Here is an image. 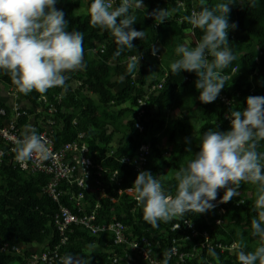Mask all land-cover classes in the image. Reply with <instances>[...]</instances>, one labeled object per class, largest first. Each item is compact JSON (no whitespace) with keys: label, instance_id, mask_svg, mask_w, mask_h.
<instances>
[{"label":"trees","instance_id":"obj_1","mask_svg":"<svg viewBox=\"0 0 264 264\" xmlns=\"http://www.w3.org/2000/svg\"><path fill=\"white\" fill-rule=\"evenodd\" d=\"M181 1L186 2L189 7L192 4V0H144L146 12L157 8H178V12L169 21L157 25L151 17L145 16L143 8L137 9L134 13L137 22L132 27L137 31H145L146 35L143 40L134 39V48L126 49L115 59L113 53L116 45L109 33L92 28L89 16L80 13L84 0H58L56 4V8L62 10L65 19L70 22L68 30L84 34L86 69L68 74L65 101L63 107H58L55 117V143L60 146L73 140L79 131H85L90 149L93 153L98 152L94 157L97 160L108 157L107 164L119 172L116 181H109L106 175L102 177V180L109 181L103 187L107 196L99 199L102 191L74 185L70 189V195L61 197V203L78 212L72 197L78 194L79 190L83 191L87 201L86 211L90 213L96 209L98 221L101 217L108 221L116 217L128 226V233L132 237H139L142 244L143 237L151 240L161 258L166 250L171 249L174 238L180 240L184 237L183 230H171V225L176 220L170 223L161 222L158 228H152L143 221L142 211L136 206L135 199L126 193L118 194L120 188L132 186L139 172L134 163H121L122 158L127 155L136 156L141 145L150 142L151 153L143 170L150 171L160 179L166 192L174 195V174L199 151L198 144L203 133L209 129L229 130L230 120L226 117L227 114L233 110H243L248 96H264V0H255V6L251 7L250 0H236V4L231 6L229 23L235 22L238 26L235 30H229L228 39L236 60L223 70L228 79L221 91L233 99L230 106L219 99V96L213 103H201L198 100L199 91L194 85L197 79L195 73L182 71L172 75L170 65L153 57L151 53L150 47L161 43L165 48L166 57L178 58L175 48L177 45H183L188 27L187 22L180 24L178 20L181 15H187L182 12L179 5ZM90 2L91 0H88L87 6ZM220 2L223 0H207L209 6ZM119 3L120 0H116L113 7ZM197 5L199 8V3ZM202 34L201 30L197 29L195 40L198 41ZM101 46H104L103 51ZM92 53L97 56L95 60L89 58ZM136 53H144V60L139 63V70L125 75L128 57ZM113 70L115 79L111 77ZM165 73L167 78L163 88L141 105L140 100L147 94L149 87L159 82ZM121 75H125V84L116 89ZM79 80V86L75 85ZM0 83L9 90L16 89L10 76L3 70H0ZM62 89H49L43 95L35 91L27 96L19 94L27 101V105L40 106L42 96L52 98ZM86 91L96 95L98 101L86 95ZM190 95L202 114L198 125L186 113L185 107L188 103L185 98ZM0 105L7 108L8 116L12 115L10 105L2 100ZM111 108L116 109V117L99 115L100 112H108ZM176 110L180 111L178 115L168 114L169 111ZM127 116L129 118L122 123L121 119ZM75 120L77 124L74 123ZM19 122L21 126L26 125L28 117H21ZM137 123L144 127L142 131L137 127ZM116 134H121L120 140L113 146L111 144ZM185 138H191L192 153L185 151L189 146L186 145ZM163 139L168 143L167 148L161 147ZM259 150L264 151V142H261ZM48 182L49 176L44 173H31L7 162L0 165V264H29L32 254L30 246L37 244L43 246V250H48L59 243L60 238L54 224L59 204L47 193H43V187ZM246 188L253 190L252 195L241 192ZM223 194L224 191L219 190L217 201ZM254 199L255 186L242 184L239 195L230 202L219 204L213 201L217 203L215 209L204 214L188 213L186 217L196 222L200 232L207 231L213 237L219 234L221 241L225 243L234 240L239 242L242 236L247 245L246 250L252 251L259 244L258 238L251 235V219L255 215L252 211ZM98 203L100 207L96 208ZM221 206L226 209L222 215L225 223L219 225L216 218L221 216L218 212ZM183 219L179 220L182 222ZM196 241H188L187 249ZM158 243L159 247L156 246ZM17 245H25L27 248L16 252L13 247ZM89 245L92 247L89 248ZM61 252L64 255L72 253L86 258L87 253L91 252L90 264H147L141 259L127 261L125 253H131L127 245L114 244L108 234L92 235L81 228L70 235L69 242L63 246ZM216 253L217 257L210 259L212 264H238L236 257L230 254L222 255L217 251ZM187 264L211 262L196 258Z\"/></svg>","mask_w":264,"mask_h":264},{"label":"clouds","instance_id":"obj_2","mask_svg":"<svg viewBox=\"0 0 264 264\" xmlns=\"http://www.w3.org/2000/svg\"><path fill=\"white\" fill-rule=\"evenodd\" d=\"M57 2L0 0V70L10 76L17 92L25 96L33 91L43 95L49 89L65 87L69 73L86 69L84 34L68 30L70 22L64 12L56 8ZM235 4L236 0H223L209 6L207 0H199V11L193 10L181 18L203 34L195 47L176 46L178 58L170 64L171 74L195 73V89L203 104L213 103L218 98L228 79L223 70L236 60L228 39L229 30L238 26L235 22L229 23L231 6ZM249 6H255V0H250ZM140 8L157 25L169 21L178 12V8L146 12L144 0H120L116 7L112 0H91L85 14L92 28L108 32L114 40V59L126 49H133L134 39H144L145 31L132 27L137 22L134 13ZM150 48L153 56L159 51L157 46ZM137 69L139 57L129 58L125 75ZM125 75L120 76L121 82ZM227 118L230 129L204 132L199 151L175 172L174 195L167 193L161 180L146 170L138 172L126 191L134 195L143 221L155 229L161 222L183 219L188 213L211 211L217 203H228L238 196L242 184L254 185L252 211L255 215L251 219V235L258 238L259 244L247 251L241 236L234 248L238 264H264V151L259 150L264 142V96H248L243 110H233ZM185 143L189 145L185 151L192 153L191 138H185ZM12 151L23 168L34 156H46L47 147L37 130L26 126ZM118 175L119 172L112 178ZM219 190L224 194L217 201ZM175 251L174 248L166 250L161 264H169ZM207 252L217 257L214 248L209 247ZM91 254L88 252L86 258L66 253L59 257V264H90Z\"/></svg>","mask_w":264,"mask_h":264},{"label":"built area","instance_id":"obj_3","mask_svg":"<svg viewBox=\"0 0 264 264\" xmlns=\"http://www.w3.org/2000/svg\"><path fill=\"white\" fill-rule=\"evenodd\" d=\"M115 2L116 0H112L113 5ZM197 4V0H192L190 7L184 1L179 3L182 12L187 15H190L193 10L199 11ZM182 16L184 15H181L178 19L180 24L184 22L181 19ZM196 30L197 29L192 28V26L188 24L187 36L190 38L192 37V43L195 44L197 42L195 40ZM158 44L159 43L154 46L158 47ZM193 47H195V45ZM101 48L103 51L104 46H101ZM131 57H139V63H142L145 56L144 53H136L129 56L127 61H129ZM153 57L160 59L159 51ZM236 68L235 66L234 70H236ZM166 78L167 73L161 77L159 82L149 87L147 94L140 100L141 105L145 104L146 100L152 95L158 94L163 88ZM80 83L81 82H78L77 86H79ZM62 88L63 89L53 95L52 98L46 95L42 96L40 106L23 104L20 101L22 98L17 90L10 89V93L15 99L10 105L13 111L11 116H8L7 108L0 105V153H3V155L0 156V165L7 162L13 166L17 165L20 167L15 160V153L12 151L15 146V141L21 136V133L25 131L26 126L35 128L46 143L47 154L41 157L34 156L27 161L25 167L20 168L31 173L40 172L48 175L49 182L43 187V193H47L59 204V211L55 216L54 224L60 241L48 250L31 251L32 254L29 264L59 263V257L64 255L61 252L63 246L67 245L70 235L76 232L78 228L92 235L106 233L113 240L114 244H126L127 249L131 251V253H125L126 257H128L127 261L129 262L141 259L147 264H161L163 258L160 257L159 253L152 245L151 240L143 237L142 244V241H139V237H132V235L128 233V226L122 221L117 220L116 217H112L109 221L101 217L100 221H98L96 209L90 213L86 211L87 201L85 200L86 196L83 191L79 190L78 194H74L72 197L78 212H75L69 206L61 203V197L63 195H70V189L74 187V185L78 187H91L95 190L102 191V195L99 196V199L103 196H107V193L103 190L104 184L109 181H116L117 176L114 178L112 177L118 172L107 164L108 157H102L101 160H97L94 157V154L96 155L98 152L94 151L93 153L90 149V143L87 140L85 131H79L73 140L57 146L55 143V128L57 127L55 117L58 113V107H63L66 97V87ZM219 99L228 106H230L233 101L231 96L226 93L223 94L222 92L219 94ZM143 113L144 111L142 110V114ZM23 116L28 117V123L21 126L19 120ZM74 123L77 124V120H75ZM137 127L140 131L144 128L140 123H137ZM113 152L114 151H111V153ZM150 153L151 144L150 142H146L141 145L136 156L127 155L122 159L126 163H134L136 170L141 171L147 165ZM105 175L108 177L109 181L102 180V177H106ZM63 181H65L66 184H64ZM127 188H120L118 194L122 195L126 193L134 199V195L126 191ZM99 207L100 203L96 204V208ZM218 212L221 216L216 218V223L218 222L217 224L222 225L225 223V219L222 215L225 214L226 209L221 206L218 208ZM196 226V222L189 217H185L182 222L180 220L173 222L171 230H183L184 237L180 240L176 238L173 239L171 249L174 248L176 251L172 255L169 264H187L188 261L196 258L205 261L208 260L212 264L210 260L212 257L210 258L207 252L209 247L214 248L215 251L222 255L230 254L232 257H236V249L234 248V245L238 243L236 240L225 243L221 241L219 234L213 237L207 231L200 232ZM193 240H197L196 243L192 244V246L187 249L189 245L188 241ZM159 245V243L156 244L157 247H159ZM24 246L25 245L14 246L13 250L20 252L25 249ZM203 255L205 257H203ZM116 261L117 258H115V262Z\"/></svg>","mask_w":264,"mask_h":264},{"label":"rangeland","instance_id":"obj_4","mask_svg":"<svg viewBox=\"0 0 264 264\" xmlns=\"http://www.w3.org/2000/svg\"><path fill=\"white\" fill-rule=\"evenodd\" d=\"M87 2H88V0H84V4H83V8H82V10L80 11V13L81 14H85L86 13V10H87V8H88V6H87ZM197 2L199 3V0H197ZM192 37L190 38L189 36H187L186 38H185V40H184V43H183V45H187V46H190V47H193V44H192ZM158 48H159V53H160V59H161V61L163 62V63H168L169 65L175 60V56L173 57V58H170V57H166V51L164 50V48H163V46H162V44L161 43H159L158 44ZM162 50V51H161ZM164 50V51H163ZM90 60H95L96 58H97V56L95 55V53H92L91 55H90ZM113 79L115 78V72L114 71H112V76H111ZM81 80H79L78 82H80ZM125 81V80H124ZM119 82V84H118V87H116V89H118V88H120V87H122V86H124V84H125V82ZM78 82L76 81V84L75 85H78ZM2 89H7V88H5V86H3L1 83H0V93H2ZM86 93V95H89L90 97H92L93 99H95L96 101H98V97L96 96V95H94V94H92L91 92H85ZM185 100H186V102L188 103L187 105L188 106H186L185 107V109L187 110L186 111V113H188V115H190V117L192 118V120H193V122L196 124V125H198L199 124V122H200V120H201V118H202V114H201V112H200V109H199V107H197L196 105H195V103H194V99H193V97H192V95H190V97L189 96H187L186 98H185ZM189 108V109H188ZM179 110H176V111H174V112H168V114H171V115H173V116H176V115H178L179 114ZM117 113V111H116V109L115 108H111L108 112H100L99 113V115L100 116H102V117H105L106 115H108L109 117L110 116H113V115H115ZM115 117H116V115H115ZM129 118V116H127V117H125V118H123V119H121V122L122 123H125L126 122V120ZM120 135L121 134H116L115 135V138L113 139V142H112V144L111 145H117V143L119 142V140H120ZM167 146H168V143H167V141H166V139H163L162 140V145H161V147L162 148H167ZM241 192H243V193H246V195H248V196H250V195H252V193H253V190L251 189V188H246L245 190H241ZM39 247H36V248H32V251L34 252H36V251H41V250H43L42 248H43V246H40V245H38ZM25 248V247H24Z\"/></svg>","mask_w":264,"mask_h":264},{"label":"crops","instance_id":"obj_5","mask_svg":"<svg viewBox=\"0 0 264 264\" xmlns=\"http://www.w3.org/2000/svg\"><path fill=\"white\" fill-rule=\"evenodd\" d=\"M163 46V45H162ZM164 48V46H163ZM165 50V48H164ZM163 50V51H164ZM162 51V50H161ZM114 71V70H113ZM112 76V73H111ZM113 79V78H112ZM115 79V78H114ZM120 82V80H119ZM125 82V81H124ZM0 100H2L3 102H6L8 105H11L14 102V97L11 95L10 90L9 89H2V93H0ZM23 104H26L27 101H25L23 98L22 100H20ZM25 248H27V246H24ZM39 247L37 244L30 246V251H32V248H36Z\"/></svg>","mask_w":264,"mask_h":264}]
</instances>
